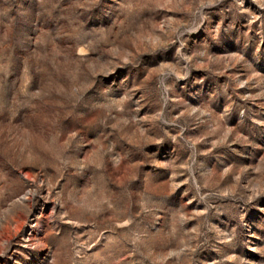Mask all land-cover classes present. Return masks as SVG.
I'll list each match as a JSON object with an SVG mask.
<instances>
[{
	"label": "clouds",
	"instance_id": "clouds-1",
	"mask_svg": "<svg viewBox=\"0 0 264 264\" xmlns=\"http://www.w3.org/2000/svg\"><path fill=\"white\" fill-rule=\"evenodd\" d=\"M0 264H264V0H0Z\"/></svg>",
	"mask_w": 264,
	"mask_h": 264
}]
</instances>
